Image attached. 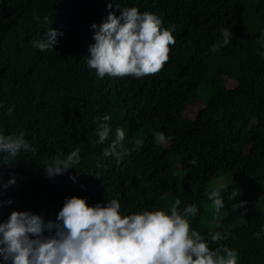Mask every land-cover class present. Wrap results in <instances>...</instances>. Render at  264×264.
Here are the masks:
<instances>
[{
	"label": "trees",
	"instance_id": "1",
	"mask_svg": "<svg viewBox=\"0 0 264 264\" xmlns=\"http://www.w3.org/2000/svg\"><path fill=\"white\" fill-rule=\"evenodd\" d=\"M109 2L0 0V125L6 133L23 130L36 149L0 162V179L16 176L15 185L0 187V220L13 209L55 220L71 195L87 197L89 204L118 198L124 214L167 209L179 197L181 208L198 204L192 226L210 239L220 226L211 223L206 193L215 178L229 175L221 218L230 235L211 246L236 248L239 264H264V238L254 235L264 225V56L257 40L264 0H111L156 12L165 26L175 24L176 43L155 74L100 78L84 56L93 42L91 24L109 11L120 13ZM45 15L63 35L42 51L32 42L49 27ZM224 27L233 32L232 42L212 52ZM9 105H15L11 113ZM104 113L111 114L113 131L96 143L95 118ZM117 125L124 127L129 149L119 162L102 155ZM154 129L172 139L156 143ZM76 147L80 162L49 177L44 166ZM238 200L246 203L235 208Z\"/></svg>",
	"mask_w": 264,
	"mask_h": 264
},
{
	"label": "clouds",
	"instance_id": "2",
	"mask_svg": "<svg viewBox=\"0 0 264 264\" xmlns=\"http://www.w3.org/2000/svg\"><path fill=\"white\" fill-rule=\"evenodd\" d=\"M109 9L120 8L119 15L109 11L100 23L93 22V42L88 45L87 66L103 78L105 75L134 76L141 78L159 72L170 59L171 46L176 43L175 24L164 25L163 18L150 10L141 11L137 5L124 6L108 3ZM40 20V16L35 17ZM44 35L33 40L40 50L53 49L59 43L61 29L50 27ZM222 39L210 47L212 52L232 42L233 32L224 27ZM260 55L264 56V29L257 37ZM3 106V101H0ZM15 105H9L11 113ZM110 113L97 116L96 143H103L112 133ZM111 142L102 151L104 157L123 159L129 149L125 146L127 133L117 125ZM155 142L167 144L172 138L162 130H153ZM136 144L143 143L136 139ZM36 149L26 138L23 130L6 133L0 125V162ZM81 149L76 147L66 155H56L44 166L49 177L62 174L81 160ZM101 165L100 160L97 161ZM191 163L195 164L193 158ZM92 173V172H90ZM76 180V175L70 174ZM16 184V176L0 179V187ZM227 184L217 182L206 195L213 205L211 223L220 227L209 232L208 237L192 226L200 208L196 202L180 207L176 197L169 208H154L124 214L118 198L89 204L87 197L71 195L64 198L55 220L47 219L31 210L13 209L8 217L0 220V264H239V253L234 247L212 242L226 240L230 235L221 218L225 206L223 191ZM232 196H239L231 191ZM167 193L162 198H165ZM12 203L11 199L7 201ZM246 201L238 200L235 208ZM223 228V230H221ZM254 235L264 238V225Z\"/></svg>",
	"mask_w": 264,
	"mask_h": 264
},
{
	"label": "rangeland",
	"instance_id": "3",
	"mask_svg": "<svg viewBox=\"0 0 264 264\" xmlns=\"http://www.w3.org/2000/svg\"><path fill=\"white\" fill-rule=\"evenodd\" d=\"M185 114L191 116L190 110H186ZM180 178H183V175H181ZM217 182L228 184L229 182H231V177L229 175H225V176H222V177L215 178L213 180V184L215 185Z\"/></svg>",
	"mask_w": 264,
	"mask_h": 264
}]
</instances>
